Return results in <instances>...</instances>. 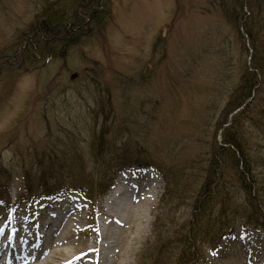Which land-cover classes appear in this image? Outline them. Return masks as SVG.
<instances>
[{"label": "rangeland", "instance_id": "374dc122", "mask_svg": "<svg viewBox=\"0 0 264 264\" xmlns=\"http://www.w3.org/2000/svg\"><path fill=\"white\" fill-rule=\"evenodd\" d=\"M54 1L0 0L2 56L19 43L43 6ZM230 2L105 0L103 7H108L109 14L104 26L68 49L64 58L38 59L35 66L0 67V180L8 184L14 205L24 194L25 176L32 177L36 165H49L45 177L52 187L75 186L103 176L107 184L116 177L112 187L118 179L129 182L137 187L132 192L135 201L123 213V228L111 224L117 232L114 253L124 252L135 235L138 211L150 223L130 248L128 260L129 264H147L149 259L150 264L155 220L167 219L158 221L159 226L177 228L189 210L185 202L172 197L160 202L165 191L162 175L144 167L147 162L136 155L119 154L142 148L146 158L166 168L170 163L183 168L195 164V174L210 153L215 134L217 143L221 141L214 127L218 115L256 56L248 38L242 42L231 23ZM262 10L264 17V5ZM255 125L244 122L242 133L258 165L264 164V132ZM128 137L132 140L127 142ZM98 143L101 151L96 159ZM123 158L129 172L117 175ZM29 185L37 189L36 180ZM233 191L238 201L243 200L238 187ZM112 192L96 206L69 191L59 195L57 201L68 199L74 206L72 215L78 216L79 231L62 247L72 256L83 247L101 245L98 234L104 204ZM151 194L155 197L147 210L145 198ZM22 201L15 212L0 205V240L7 230H39L41 209L56 202L39 199L27 205V200ZM245 222L236 218L231 236L214 253L204 251L200 264H264V227ZM43 251L38 243L33 261Z\"/></svg>", "mask_w": 264, "mask_h": 264}, {"label": "trees", "instance_id": "16d2710c", "mask_svg": "<svg viewBox=\"0 0 264 264\" xmlns=\"http://www.w3.org/2000/svg\"><path fill=\"white\" fill-rule=\"evenodd\" d=\"M104 1L56 0L44 5L41 15L31 22L19 43L10 47L6 55L0 54L3 57L0 62L6 63L0 67L25 63L35 66L38 59L47 61L51 58H64L68 49L78 46L93 30L104 26V20L109 14L108 7H103ZM244 3L249 16L242 24V29L256 56L253 57L250 70H244L218 115L214 127L221 131V141L217 143L215 134L212 138L213 147L210 155L203 160L204 164L198 165L195 174V164L183 168L174 167L170 163V167L167 165L166 168L149 158H143L146 155L142 148L136 149L139 159L149 161L163 173L166 185L162 202L164 198L172 197L185 202L189 210L186 221L177 228L159 226L158 221L164 222L167 219L155 220L152 226L155 249L150 264H199L203 260L204 251H216L221 241L228 237L231 224L236 218H246L252 224L262 222L260 224L264 226V164H254L255 158L245 147L242 133L244 122L256 124V130L264 132V2L245 0ZM229 6L231 23L236 22V28L239 29L244 17L243 2L232 0ZM240 107L230 118V124L224 127L229 116ZM126 140L131 141L132 138ZM100 151L98 143L96 159ZM119 156L125 157L127 152L122 151ZM194 160L196 162L197 159ZM46 170H50V167ZM109 182L107 184L103 176L97 180L84 181L75 187L79 190L84 188L89 199L93 200L104 194ZM41 183L47 182L42 180ZM235 186L243 192V200H237L233 191ZM43 188L49 194L59 191L62 186L44 185ZM169 223H173V217Z\"/></svg>", "mask_w": 264, "mask_h": 264}, {"label": "bare ground", "instance_id": "6f19581e", "mask_svg": "<svg viewBox=\"0 0 264 264\" xmlns=\"http://www.w3.org/2000/svg\"><path fill=\"white\" fill-rule=\"evenodd\" d=\"M134 189V186L126 184L107 199L103 224L98 234V239L102 242L100 246L98 245L96 248L83 247L82 251L73 256L69 251L62 248L68 243L71 235L79 231V225H77L78 216L72 215L69 211H64L60 215L59 224L54 228H50V223H48L44 225L39 232L28 229L13 233L12 240L15 235L18 236L15 247L20 248L21 251L20 253L17 252L15 247L11 249L10 255L7 256L2 264H13L14 262L15 264H81L83 260H85L86 264H90V257H94V264H129L128 252L134 242L138 241L145 230L148 229L150 219L145 218V216L141 217L139 212L136 211L135 235L131 237L128 246L121 254L114 253V246L116 244L115 236L117 232L111 227V224L118 225V228L124 227L125 218L123 217V213H126L134 203L133 201H135L132 195ZM152 196L155 197V194H151L145 198L147 210H149L152 204ZM106 221H108V223H105ZM142 222H144L143 228H141ZM7 234L3 237V245L0 246V258L3 252L9 249L8 239H11V236L8 237ZM38 236L41 237V239L45 237L49 238L44 240L45 249L41 256L32 262L28 259V256L34 251V242L40 241Z\"/></svg>", "mask_w": 264, "mask_h": 264}]
</instances>
